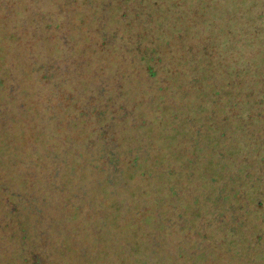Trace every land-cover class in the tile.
<instances>
[{"label":"trees","instance_id":"obj_1","mask_svg":"<svg viewBox=\"0 0 264 264\" xmlns=\"http://www.w3.org/2000/svg\"><path fill=\"white\" fill-rule=\"evenodd\" d=\"M193 16L0 0V264H264V73Z\"/></svg>","mask_w":264,"mask_h":264},{"label":"rangeland","instance_id":"obj_2","mask_svg":"<svg viewBox=\"0 0 264 264\" xmlns=\"http://www.w3.org/2000/svg\"><path fill=\"white\" fill-rule=\"evenodd\" d=\"M186 5V8H193L194 15L190 20L188 17L184 26L190 27L191 30L199 35L198 39L206 38L208 40L218 39L220 45L226 41L232 43L231 50H222L224 58H233V64L244 66L247 63L245 74L238 77V81L243 79L244 85L252 84L253 88L258 87V83L254 80V76L250 73V69L263 75L264 73V44L260 45V41L254 40L249 43V36L264 35V28L260 29L257 24L256 17H264V0H178ZM250 14V15H249ZM255 16V23L252 17ZM231 18V20H229ZM228 23L229 36H222L221 29L227 27ZM228 38V40H226ZM259 42V43H258ZM254 80V81H253ZM7 161V159H5Z\"/></svg>","mask_w":264,"mask_h":264}]
</instances>
